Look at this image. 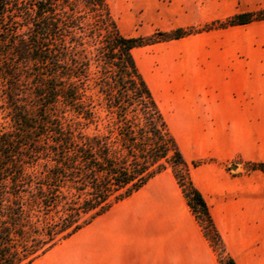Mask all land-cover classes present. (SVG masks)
<instances>
[{"label":"trees","instance_id":"obj_1","mask_svg":"<svg viewBox=\"0 0 264 264\" xmlns=\"http://www.w3.org/2000/svg\"><path fill=\"white\" fill-rule=\"evenodd\" d=\"M261 20L127 37L106 0H0V264H31L167 169L218 263L236 264L189 176L205 162L183 158L133 50Z\"/></svg>","mask_w":264,"mask_h":264},{"label":"crops","instance_id":"obj_2","mask_svg":"<svg viewBox=\"0 0 264 264\" xmlns=\"http://www.w3.org/2000/svg\"><path fill=\"white\" fill-rule=\"evenodd\" d=\"M137 34L197 28L264 9V0H140ZM155 89L167 125L236 264H264V20L170 41ZM156 94V93H155ZM172 130H180V133ZM31 264H219L169 169ZM66 241V240H65ZM64 242V241H63Z\"/></svg>","mask_w":264,"mask_h":264},{"label":"rangeland","instance_id":"obj_3","mask_svg":"<svg viewBox=\"0 0 264 264\" xmlns=\"http://www.w3.org/2000/svg\"><path fill=\"white\" fill-rule=\"evenodd\" d=\"M140 0H106L111 14L118 26L120 33L124 36L137 34V23L135 22L138 16L137 4ZM154 33V32H152ZM150 33V34H152ZM136 35V36H148ZM181 55L180 43L164 42L151 46H145L133 50V56L136 60L137 66L147 81L149 87L156 88L162 86V80L153 74L156 68V63L160 58H169ZM156 93V94H155ZM155 97L159 107L165 112L166 102L165 97L160 96L155 92ZM5 128L4 120L0 115V130ZM180 133V130H172ZM245 165V164H244ZM245 168V167H244ZM69 240L61 242L54 250L58 255H69L70 247Z\"/></svg>","mask_w":264,"mask_h":264}]
</instances>
